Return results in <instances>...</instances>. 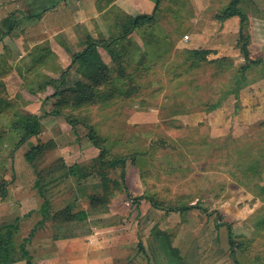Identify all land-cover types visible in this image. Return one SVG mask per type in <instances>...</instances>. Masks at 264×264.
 <instances>
[{
    "label": "rangeland",
    "instance_id": "1",
    "mask_svg": "<svg viewBox=\"0 0 264 264\" xmlns=\"http://www.w3.org/2000/svg\"><path fill=\"white\" fill-rule=\"evenodd\" d=\"M229 1L174 0V5L168 4L158 10L156 16L161 26L151 32L157 37L165 36L161 59H152L154 62H150L147 73L135 71L133 64L127 65L126 77L118 78L111 72L116 86L111 100L106 101L101 95L95 105L77 109L69 104L64 107L68 118L79 120L82 115L86 116L83 123L72 125L61 113L44 112L55 101L51 97L53 89L47 88V79L35 81L31 77L35 65L54 67V55L50 52L44 51L45 55L40 52L34 58L29 65L32 72L25 71L24 76H28L22 82L15 78V72L11 73L6 80L8 87L6 84L5 87L19 104L11 110L10 120L8 114L0 115V125L9 123L12 111L19 109L39 115L42 121L41 132L16 148L18 132L7 131L0 139V177L8 183V195L0 199V222L17 218L21 236L31 237L26 245L30 251L27 263L101 264L104 259L98 255L91 262V253L86 261L83 257L67 259L65 254L75 249H89L90 245L106 252L107 244L112 242L107 241L106 236L115 235L134 255L125 263L118 260L114 264H264V194H260L259 189L260 183L264 184V94L256 91L255 84L259 78L264 79V52H261L264 51V0H243L241 4L249 20L246 30L250 35L249 56L262 60V64L249 65L247 76L241 81L237 69L245 59L240 53L242 42L238 31L227 32L230 34L228 42L232 44L226 49L227 53L223 48H210L209 60L228 58L221 68L219 63L205 61L192 65L187 58L190 46H175L177 41L182 42L197 17L223 23L213 15ZM5 2L0 0L1 15L17 6L14 0ZM255 5L262 11L255 12ZM236 19L239 23L238 16ZM128 22V16H119L117 9H110L103 25L110 27ZM102 23L98 26L101 40L110 33ZM207 30L212 41L210 47H215L224 32L214 25ZM131 36L141 43L139 30ZM188 39L190 41V37ZM125 45L130 49L129 55L132 46L128 40ZM121 48L117 52L123 51ZM99 51L102 60L116 71L117 65L111 60L108 49L100 45ZM151 51L148 56L152 58L155 50ZM235 52L238 53L236 60L232 57ZM3 63L0 59V73L6 77L8 68ZM74 69L68 68L70 83L77 77ZM125 79L133 80L137 87L129 98L123 96L128 88ZM239 81L242 107L235 112L233 93L228 91ZM243 89L248 90L240 94ZM216 100L221 103L219 111L207 113L199 106L205 101L213 103ZM88 125L105 139L109 152L137 151L140 155L135 163L127 161L123 183L119 178L120 166L104 168L116 181L110 188L107 205L87 208V220L52 224L40 211L43 197L49 200L48 211L71 202L75 210L86 208L85 194L92 191L91 185L97 177L89 175L81 192L80 185L68 175L65 167L40 181L39 185L35 182V170L60 157L67 165L75 162L91 170L98 149L87 140ZM49 139L55 143L51 149L35 156L31 162L24 158L33 144ZM125 190L138 197V204L127 198ZM149 197L158 198L164 206L176 209L154 207ZM180 206L186 208L181 210ZM123 230L127 234H120ZM108 232L113 233L107 235ZM91 235L94 236L92 241ZM103 256L106 259L105 253Z\"/></svg>",
    "mask_w": 264,
    "mask_h": 264
},
{
    "label": "trees",
    "instance_id": "2",
    "mask_svg": "<svg viewBox=\"0 0 264 264\" xmlns=\"http://www.w3.org/2000/svg\"><path fill=\"white\" fill-rule=\"evenodd\" d=\"M20 1L23 2V0ZM242 2L243 0H230L227 5H225L213 15V18L219 21H223L235 15L239 17L238 34L239 39L242 42L240 47V53L245 59V62H248L247 64L244 62L243 64L238 66L237 72H239L240 77L238 78L240 79V81L241 78L247 76V73L245 72L249 68V65L262 64L261 59H252L249 56V50L247 46L250 35L246 31L249 20L247 13L241 8ZM168 4L174 5V0H155L154 12L160 10L161 8H163V6ZM23 8L26 9H23L22 14L24 16H39L40 12H31L27 6ZM260 11L262 10L257 9L255 12L259 13ZM128 18V24L124 23L120 25L121 23H119L120 26L115 24V30L113 34L107 39H103L107 42L102 43L101 39H95L93 37H90L89 35H86V37H84L85 46L80 51L70 52L68 50L71 58L70 67H75L74 72L77 77L72 83H70L66 79V77L63 76V72H61V77L58 79L47 78L45 84L49 86L47 88L53 89L51 97L55 98V101L50 107V109L48 111L44 110V112L53 115L61 113L66 116L63 109L68 104L69 107H73L76 109L84 108V106L97 104L100 101L99 98L101 97V95L106 97V101L111 100V96L116 90V86L112 82L111 72L114 73L115 77H126V67L129 64H133L135 71H138V69L139 72L150 71V62L152 61V59H161V55L163 51H165L163 50L164 42L162 41L165 36L157 37L155 35L156 33L151 32L156 26H161L155 18L154 13L138 14ZM10 28H12V25H10L6 29V31L0 32V35L2 36L7 34ZM141 28L143 30H141ZM136 29L139 30L141 43H139L136 38L135 40L134 37L131 36L132 32L136 31ZM142 32H147V34L143 35ZM150 32L151 34H149ZM1 36L0 38H2ZM127 40L128 43H130V46H132L129 55V47L127 45L124 46ZM169 41L171 43V40ZM100 43H102V45L108 49L109 54L111 56V60L113 61V63H115V65H117L116 71H113L110 66L102 60L100 53L97 50V44ZM114 46H116L115 49ZM121 47L127 50L123 49V51L120 50V52H117V50ZM151 49L155 50V55L152 58L148 56V54L151 55L152 53ZM189 51L190 52L187 58L190 59L192 65H195L197 63L199 64L200 61H205L209 63H219V68H221L225 65L224 61L228 60L226 56L209 60L207 58V55L210 54L211 50L206 48H190ZM116 53H118L117 56ZM128 57H130L129 60ZM217 70L221 72L225 69ZM8 72L9 71L7 70L5 73L8 74ZM1 74L2 73H0V115L2 113L8 114L10 120L11 110L14 109V107H17L19 103H17L13 98L10 97L5 87V83L2 81L4 75ZM125 80L128 88L123 96L125 98H129L137 90V87H134L133 80ZM240 81L237 86L233 87L232 89H229L228 91V93H233L232 95L234 99L235 112H238L241 108V100L238 93L239 88L242 87ZM45 88L46 87L44 86L43 90H45ZM224 95L225 93L222 94V97ZM200 105L204 108L207 113H209L219 108L221 106V103L219 100H216L213 103L205 101L204 103L199 104V106ZM11 117L12 119L9 123L7 122L5 123V125H0V139L4 136L5 133H7V131H14L16 133L18 132L19 134L17 135L19 136L17 141L15 142V148L18 147L21 143L25 142L31 136L38 134L42 130V121L39 115L25 112V110L19 109L18 112H16V110H13ZM65 118L69 119V123L74 125L76 123H83L87 117L82 115L79 120H73L70 117L68 118L67 116ZM198 124L200 126H204L202 122H199ZM87 128V140L90 141L98 149V154L94 158L95 165L91 170H86L75 162L67 165L61 157L51 162L50 164L35 170V182L37 185H39L40 181L44 180L45 178L49 177L50 175L56 173L57 171L65 167L67 169L68 175L75 179L74 182L77 185H80V188L78 190L81 192L84 186L83 182L89 175L93 174V177H97V181L91 185L92 191L88 194H85V198L87 199L86 208L75 210V204L74 202H71L53 211H48L47 208L49 205V200L43 197V201L40 204V211L45 216L47 215L49 217L52 224L82 221L87 218V208H96L99 206L107 205V203L109 202L108 197H110L109 195L111 194L110 188L113 186V184L116 183L115 179H113L107 173V169H113L120 166L121 173L119 175V178L120 181L123 183L125 175L123 169L125 168L127 161L135 163L136 158L138 157V155H140V153H138L137 151H134L132 153L122 152L117 154L109 152L107 146L104 144L105 139L103 137L101 138L98 134H95L94 129H92L90 125H88ZM54 144L55 143L52 139L33 144L24 153V158L27 161L31 162V160L35 156H38L51 149ZM104 168H107V171H104ZM142 170V172H145V169ZM7 185L8 183L2 177H0V199H4L8 195L6 194ZM259 189L260 194H264L263 183H260ZM125 192L127 194V198L130 199L132 203L138 204L137 196H133L127 190H125ZM149 201L154 207L157 208H162L165 210L176 209V207L164 206L158 198L149 197ZM179 208L183 210L186 207L180 206ZM20 232V224L17 218H13V221L10 220L0 222V264H14L20 260H29L30 251L26 245L31 239V237H29V235L23 237L21 236Z\"/></svg>",
    "mask_w": 264,
    "mask_h": 264
},
{
    "label": "crops",
    "instance_id": "3",
    "mask_svg": "<svg viewBox=\"0 0 264 264\" xmlns=\"http://www.w3.org/2000/svg\"><path fill=\"white\" fill-rule=\"evenodd\" d=\"M14 2L17 5L16 8L7 10L2 15L0 14V32L6 31V29L12 25V28L8 30L7 34L2 36L0 35L2 37L0 38V59L3 60V64H5L8 68V71H10L6 77L2 78L5 80L6 87H8L6 80L11 75V73L14 72L16 73L15 78H18L22 82L24 77L28 76H24L26 74L24 72L28 69L30 70L29 65L34 62V58L37 57L40 52L45 55L44 51H46V53L50 52V54L54 55V67L50 68L46 65H35V73L31 78H33L35 81L41 79L46 80L47 78L58 79L61 77V72H63V76L68 79V76H71L69 75V70L67 68L71 62L68 50L70 52L80 51L85 46L84 37H86V35H89L95 39L102 38L100 37L102 33L98 28L102 21V26L105 27V29L109 28L110 30V33L105 35L104 40L107 39L106 37H109V35L111 36L113 34L115 30L114 24L110 27L103 25L105 14L110 9H117L119 16L122 15L128 17L138 14L154 13L155 18L157 19V11L154 12L155 0H23V2L20 0H14ZM7 3H9V0H6L5 4ZM26 6L31 12H40L39 16H24L22 14L23 9H26L23 7ZM257 8H260V6L255 5L256 10ZM236 17V15L231 16L230 18L223 20V23H214L211 22L212 20H208L203 17H197L194 19L193 27L187 30L189 31L188 33L185 32L186 34L185 37H183L182 42L177 41L175 46L180 45L190 46V48L206 49L223 48L225 49V53H227L226 49H230L232 47V44L228 42L227 36L230 34H227V32L234 30V32L237 33L238 31L239 23ZM212 25L218 27V30L224 32V34L226 33L225 35L222 34V40H218L221 42H218L215 47H210L212 41H210V38H208L209 32L207 28ZM189 37L190 41H188ZM104 40H101V42H107ZM184 40L187 41L183 42ZM102 43L97 44V50L99 53V47L102 45ZM235 53L232 54V57H235L236 60L238 58V53ZM250 58H252V55H250ZM30 71L32 72V70ZM27 73H29V71ZM263 80V78H259V82L255 83L258 86L256 91L260 90L258 91L259 94H264ZM257 81L258 79L256 82ZM247 90L248 89L241 90L240 94L247 92ZM8 93L10 97L14 96L12 95L11 91H8ZM220 108L221 106L217 108L216 111H219ZM100 207L101 206L93 209H98ZM88 216L89 215L87 213V217ZM110 233L113 232H108L106 234L109 235ZM122 233L127 234L125 230L120 232V234ZM92 237L94 236H89L90 239ZM106 237L107 241L112 240V242L107 244L108 250L106 252L100 250V247H93V245H90L89 249L88 247L84 250L75 249L73 251L67 252L65 255L67 256V259L71 257L74 259H81L83 257L82 260L86 261L87 255L89 256V253H91L93 256L92 258H89L91 259V262H94L95 259H97L96 256L98 255L101 259L105 260H102L101 264H114L118 260L125 263L128 257L131 258V256L134 255V252L131 249V251L129 250L128 245L117 241L120 237H116L115 235L111 236L114 239H111L109 236ZM54 243L56 244V241H54ZM130 246H132V243ZM104 253L106 254V259L103 256ZM67 259H65V261H67ZM129 263L130 262H128V264ZM14 264L29 263H27L26 260H20Z\"/></svg>",
    "mask_w": 264,
    "mask_h": 264
}]
</instances>
